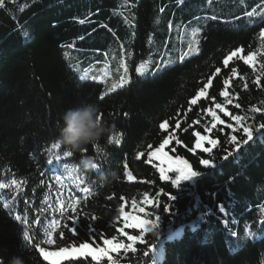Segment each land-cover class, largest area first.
Here are the masks:
<instances>
[{"label":"trees","instance_id":"16d2710c","mask_svg":"<svg viewBox=\"0 0 264 264\" xmlns=\"http://www.w3.org/2000/svg\"><path fill=\"white\" fill-rule=\"evenodd\" d=\"M262 32L264 0H0V264H264ZM84 102L112 130L92 171L57 144Z\"/></svg>","mask_w":264,"mask_h":264},{"label":"clouds","instance_id":"9594fccd","mask_svg":"<svg viewBox=\"0 0 264 264\" xmlns=\"http://www.w3.org/2000/svg\"><path fill=\"white\" fill-rule=\"evenodd\" d=\"M110 131L112 130L102 118L99 104L84 102L68 108L62 114L57 144L67 147L71 154H82L77 168L92 171L98 169L99 165L96 159L83 153L89 145L98 144ZM118 178L116 171L102 172L98 177L101 184L110 183ZM12 264H24V260L18 256L13 257Z\"/></svg>","mask_w":264,"mask_h":264},{"label":"snow or ice","instance_id":"6c2138e0","mask_svg":"<svg viewBox=\"0 0 264 264\" xmlns=\"http://www.w3.org/2000/svg\"><path fill=\"white\" fill-rule=\"evenodd\" d=\"M254 14H255V13H248L249 16H252V15H254ZM80 23L83 24L84 21L81 20ZM24 36L27 37V36H28V33L25 32V33H24ZM261 36L264 37V32L261 33ZM242 51H243L242 49H237L236 51H233V52L231 53V55L228 56V57L223 61L224 65H225V66H228V64H229V60H231L233 56H238V54H239L240 52H242ZM241 58H243V57H241ZM252 59H253V58H252L251 56H249V57L245 60V62H246V63H251ZM138 71H139V70H138ZM216 71H217V73H219L220 69H217ZM140 74L143 75V72H140ZM83 78H84V77L82 76L81 79H83ZM257 82H258V81H257ZM226 83H227V82H226ZM210 84H211V80H209V83H208V85L205 86V88H202V89L200 90V95H201V96L205 94L206 88H207L208 86H210ZM222 95L227 96V92L222 93ZM101 99H103V97H101ZM191 103L195 104V103H196V100H192ZM217 107H219V105H217ZM212 115H213V117H215V113H212ZM235 119H236L237 121H239V120L241 119V117L237 116V117H235ZM160 127H161V128H165V127H166V124H161ZM261 127H264V125H261ZM244 131H245V133H247L248 139H249V140L252 139V133H251V131H250L249 129H247V128H245ZM196 135L199 136V133H196ZM235 139H236V137L233 136V137H232V140H235ZM119 143H120V141H116V144H117V145H119ZM211 143H212V144H215L216 141H215V140H212ZM168 144H169V140H168V139H164V140H163V143H161V144L159 145V147L156 148V150H155L154 152H151V153L149 154V158H151L152 156H156L157 154L163 152L165 146L168 145ZM52 147H53V148H56V147H59V145L53 144ZM66 155L71 156L72 154H71L70 152H68V153H66ZM56 159H60V157L57 156ZM202 162H203L204 165H209V163H210V161H209L208 159H205V160H203ZM161 171L163 172V169H161ZM181 171H182V170H181ZM196 175H197L196 172H190V173L187 175V177H185V178H187V179H191L192 177H194V176H196ZM59 179H60V178L57 177V181H59ZM165 179H167L166 176H165ZM13 182L15 183V181H13ZM2 187H4V185H3V184H0V188H2ZM83 191H84V192H88L89 189H88L87 187H85V188L83 189ZM77 204H79V201H76L75 204L72 205L73 211H75V207H76ZM121 212H123V209H121ZM16 219L19 220L20 217L17 216ZM24 237H25V240L28 239V233H27V232L24 233ZM129 239H135V237H129ZM103 242H104L105 245H109V246H112V247H118V245H117V246H114V245H113V241H112L111 239H105ZM78 250H88V252L92 255V258H93L94 260L98 259V256L96 255V251H95L94 249L91 248L90 243L82 242V243H80V245H79V249H73L74 252H75V251H78ZM40 251L43 252V254H44V256H45V259H47V258L50 257V256H59V255H62V254H69V250H68L67 248H61L59 252H44V249H43V248H41ZM105 251H106V249H100V252H101V253H103V252H105Z\"/></svg>","mask_w":264,"mask_h":264},{"label":"rangeland","instance_id":"374dc122","mask_svg":"<svg viewBox=\"0 0 264 264\" xmlns=\"http://www.w3.org/2000/svg\"><path fill=\"white\" fill-rule=\"evenodd\" d=\"M153 159L155 161H158L160 163H169V158L167 157V152L163 150V152L157 154L156 156H153ZM44 249V252H59L61 248L58 247H42ZM68 249V248H67ZM69 250V254H62L59 256H50L48 257V259H50L51 261L45 259V257L42 255L43 252H41L42 257L48 261L51 264H60L66 260H70V259H76L78 257H83L84 256V251L85 250H78V251H73L72 249H68Z\"/></svg>","mask_w":264,"mask_h":264},{"label":"bare ground","instance_id":"6f19581e","mask_svg":"<svg viewBox=\"0 0 264 264\" xmlns=\"http://www.w3.org/2000/svg\"><path fill=\"white\" fill-rule=\"evenodd\" d=\"M44 256V254H42ZM45 257V256H44ZM47 260L51 261L50 259L47 258Z\"/></svg>","mask_w":264,"mask_h":264}]
</instances>
